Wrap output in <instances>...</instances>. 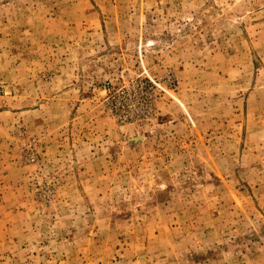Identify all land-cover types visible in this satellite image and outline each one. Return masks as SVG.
<instances>
[{"label":"rangeland","instance_id":"374dc122","mask_svg":"<svg viewBox=\"0 0 264 264\" xmlns=\"http://www.w3.org/2000/svg\"><path fill=\"white\" fill-rule=\"evenodd\" d=\"M0 264H264V0H0Z\"/></svg>","mask_w":264,"mask_h":264}]
</instances>
